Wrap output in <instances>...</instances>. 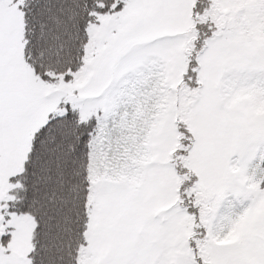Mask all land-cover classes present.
Returning a JSON list of instances; mask_svg holds the SVG:
<instances>
[{"label":"snow or ice","instance_id":"1","mask_svg":"<svg viewBox=\"0 0 264 264\" xmlns=\"http://www.w3.org/2000/svg\"><path fill=\"white\" fill-rule=\"evenodd\" d=\"M0 264H264V0H0Z\"/></svg>","mask_w":264,"mask_h":264}]
</instances>
